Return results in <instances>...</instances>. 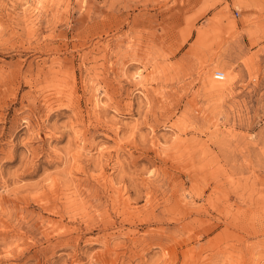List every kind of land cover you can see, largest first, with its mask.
Segmentation results:
<instances>
[{
  "label": "rangeland",
  "instance_id": "rangeland-1",
  "mask_svg": "<svg viewBox=\"0 0 264 264\" xmlns=\"http://www.w3.org/2000/svg\"><path fill=\"white\" fill-rule=\"evenodd\" d=\"M0 264H264V0H0Z\"/></svg>",
  "mask_w": 264,
  "mask_h": 264
},
{
  "label": "built area",
  "instance_id": "built-area-1",
  "mask_svg": "<svg viewBox=\"0 0 264 264\" xmlns=\"http://www.w3.org/2000/svg\"><path fill=\"white\" fill-rule=\"evenodd\" d=\"M238 13L236 12V15H237ZM223 73L221 72V71H217V72H215V74H214V79H216V80H218V81H221L222 79H223Z\"/></svg>",
  "mask_w": 264,
  "mask_h": 264
}]
</instances>
